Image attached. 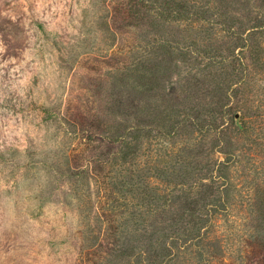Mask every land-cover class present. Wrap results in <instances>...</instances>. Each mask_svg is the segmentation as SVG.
Returning a JSON list of instances; mask_svg holds the SVG:
<instances>
[{
  "label": "rangeland",
  "instance_id": "rangeland-1",
  "mask_svg": "<svg viewBox=\"0 0 264 264\" xmlns=\"http://www.w3.org/2000/svg\"><path fill=\"white\" fill-rule=\"evenodd\" d=\"M113 1L0 0V264H129L114 227H186L182 200L150 217L124 183L210 165V105L246 128L227 213L216 196L197 212L220 227L219 264H240L264 189V0H189L191 19L142 28L118 26ZM142 54L144 81L127 78ZM109 136L133 139L125 163Z\"/></svg>",
  "mask_w": 264,
  "mask_h": 264
},
{
  "label": "trees",
  "instance_id": "trees-1",
  "mask_svg": "<svg viewBox=\"0 0 264 264\" xmlns=\"http://www.w3.org/2000/svg\"><path fill=\"white\" fill-rule=\"evenodd\" d=\"M188 2L189 0H174L173 9L169 2L155 6L150 5L148 0H114L113 21L120 27L142 28L152 24L155 19L165 22L189 20L191 17ZM255 59L261 64L262 53L257 51ZM147 64L148 66L145 68ZM149 65L148 56L143 54L134 56L130 67L131 72L127 78L144 81ZM208 108L213 114L218 113L223 116L220 125L222 130L215 133L216 139L212 141L209 154L210 165H206L204 169L200 170L193 169L192 178L190 177L191 173L189 175L184 173L173 174L172 179L170 175L167 179H162L159 174L158 176L156 173L151 175L149 172L148 174L143 173L136 181L132 180L128 185L124 183V188L132 186L134 191L140 192L142 195L141 206L150 217L155 216L160 210L170 209L176 202L182 200L180 205L183 203L185 205L182 215L186 218V227H114L113 244L119 245L120 253L128 250L129 264H219L221 255L218 250L221 251V254L225 250L223 239L215 235L216 230L220 227H213L214 216L199 213L201 211L197 212L198 198L218 197L214 205V213L221 210L220 215L227 213L225 211L228 204L227 199L233 185L232 168L237 158L236 151L231 149L232 134H243L246 123H241V126L238 127L234 126L235 117L232 119L234 128L225 126V116L229 113V109L225 110L224 105H210ZM210 126L213 125L210 124ZM211 131L213 130L211 129ZM108 141L112 151L115 149V145L117 146L119 160L122 161V164L125 163L129 158L133 139L109 136ZM258 142L255 144H260ZM257 148H259L258 145ZM216 154L222 155L223 158L215 160ZM153 180H158V182ZM134 182L136 183L134 184ZM117 187L119 193L124 192V188ZM222 187H224L223 191H221ZM221 196L225 199H221ZM256 204V219L259 226L256 227V232L255 228L251 227L243 239L245 244L240 249H243L241 258L244 261L240 264H264V189L260 191L258 189L255 195ZM112 228L110 227V229Z\"/></svg>",
  "mask_w": 264,
  "mask_h": 264
}]
</instances>
